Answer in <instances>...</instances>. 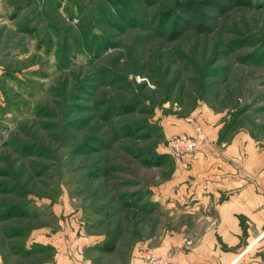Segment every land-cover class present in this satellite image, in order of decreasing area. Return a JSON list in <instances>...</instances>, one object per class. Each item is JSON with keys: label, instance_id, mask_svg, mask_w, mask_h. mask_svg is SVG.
Instances as JSON below:
<instances>
[{"label": "rangeland", "instance_id": "374dc122", "mask_svg": "<svg viewBox=\"0 0 264 264\" xmlns=\"http://www.w3.org/2000/svg\"><path fill=\"white\" fill-rule=\"evenodd\" d=\"M206 127L240 138L241 163L248 137L260 176L264 0H0L9 264L50 259L78 235L85 252L114 238V258L139 259L179 225L165 185L177 187L200 148L220 146ZM199 131L193 150L172 151L171 137Z\"/></svg>", "mask_w": 264, "mask_h": 264}, {"label": "crops", "instance_id": "0c3cea01", "mask_svg": "<svg viewBox=\"0 0 264 264\" xmlns=\"http://www.w3.org/2000/svg\"><path fill=\"white\" fill-rule=\"evenodd\" d=\"M206 130L210 139H220L213 128ZM220 141L219 147L206 144L195 153L197 162L187 168L175 190L165 185L162 193L175 191L166 207L179 225L154 249L174 254L180 264H264V169L259 176L248 137L243 167L240 138ZM54 247L53 257L37 264H142L133 249L122 259L114 258L116 248L85 252L87 238L81 235L71 244L60 240ZM8 261L0 252V264Z\"/></svg>", "mask_w": 264, "mask_h": 264}, {"label": "built area", "instance_id": "2783aa9c", "mask_svg": "<svg viewBox=\"0 0 264 264\" xmlns=\"http://www.w3.org/2000/svg\"><path fill=\"white\" fill-rule=\"evenodd\" d=\"M203 139V134L200 131L195 138L181 134L171 137L169 145L172 151L179 155L183 152L193 150ZM138 257L142 264H180L179 259L174 254H162L154 248L141 249Z\"/></svg>", "mask_w": 264, "mask_h": 264}, {"label": "trees", "instance_id": "16d2710c", "mask_svg": "<svg viewBox=\"0 0 264 264\" xmlns=\"http://www.w3.org/2000/svg\"><path fill=\"white\" fill-rule=\"evenodd\" d=\"M115 239L112 238L110 239V241L108 242V239L105 240V242L100 246V250L101 251H113L115 249V243H114ZM104 245V246H103Z\"/></svg>", "mask_w": 264, "mask_h": 264}]
</instances>
